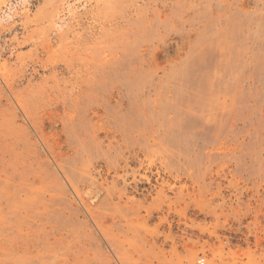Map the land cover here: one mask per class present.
<instances>
[{"label": "rangeland", "instance_id": "374dc122", "mask_svg": "<svg viewBox=\"0 0 264 264\" xmlns=\"http://www.w3.org/2000/svg\"><path fill=\"white\" fill-rule=\"evenodd\" d=\"M0 264H264V0H0Z\"/></svg>", "mask_w": 264, "mask_h": 264}]
</instances>
